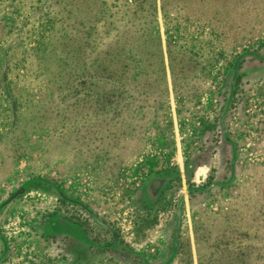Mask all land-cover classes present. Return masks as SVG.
I'll return each instance as SVG.
<instances>
[{"label": "rangeland", "instance_id": "obj_1", "mask_svg": "<svg viewBox=\"0 0 264 264\" xmlns=\"http://www.w3.org/2000/svg\"><path fill=\"white\" fill-rule=\"evenodd\" d=\"M10 197L0 264H264V0H0Z\"/></svg>", "mask_w": 264, "mask_h": 264}, {"label": "water", "instance_id": "obj_2", "mask_svg": "<svg viewBox=\"0 0 264 264\" xmlns=\"http://www.w3.org/2000/svg\"><path fill=\"white\" fill-rule=\"evenodd\" d=\"M210 172V167L206 164L197 166L194 171V178L197 184L204 183L208 174Z\"/></svg>", "mask_w": 264, "mask_h": 264}, {"label": "trees", "instance_id": "obj_3", "mask_svg": "<svg viewBox=\"0 0 264 264\" xmlns=\"http://www.w3.org/2000/svg\"><path fill=\"white\" fill-rule=\"evenodd\" d=\"M25 188V187H24ZM16 194V193H15ZM15 194H13V195H15ZM12 195V196H13ZM11 201H13V197H10L9 199H7L4 203H2L1 205H0V210L2 209V207H5V206H7ZM7 243L6 242H4V246L6 245Z\"/></svg>", "mask_w": 264, "mask_h": 264}, {"label": "crops", "instance_id": "obj_4", "mask_svg": "<svg viewBox=\"0 0 264 264\" xmlns=\"http://www.w3.org/2000/svg\"><path fill=\"white\" fill-rule=\"evenodd\" d=\"M238 155V153H237V149L235 150V153L233 154V161H232V163L235 161L234 160V158L236 159V156ZM214 186V185H213ZM212 186V184H210L209 186H206V189H210V188H212L213 187Z\"/></svg>", "mask_w": 264, "mask_h": 264}, {"label": "flooded vegetation", "instance_id": "obj_5", "mask_svg": "<svg viewBox=\"0 0 264 264\" xmlns=\"http://www.w3.org/2000/svg\"><path fill=\"white\" fill-rule=\"evenodd\" d=\"M205 183V182H204ZM200 184H203V183H200Z\"/></svg>", "mask_w": 264, "mask_h": 264}]
</instances>
